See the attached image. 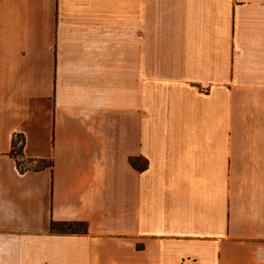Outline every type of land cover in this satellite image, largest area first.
<instances>
[{"label": "crops", "instance_id": "crops-1", "mask_svg": "<svg viewBox=\"0 0 264 264\" xmlns=\"http://www.w3.org/2000/svg\"><path fill=\"white\" fill-rule=\"evenodd\" d=\"M0 264H264V0H0Z\"/></svg>", "mask_w": 264, "mask_h": 264}, {"label": "trees", "instance_id": "trees-1", "mask_svg": "<svg viewBox=\"0 0 264 264\" xmlns=\"http://www.w3.org/2000/svg\"><path fill=\"white\" fill-rule=\"evenodd\" d=\"M24 148V137L21 134L16 135L12 138L11 142V151L9 156L15 160L16 166L19 172L22 174L24 171H27L28 168L22 169L19 163V158H22ZM22 161V159H21ZM45 167H50L49 163L44 161H36L35 166L32 169L40 170ZM50 230L52 233L61 234V235H86V226L82 222H61V223H52L50 225Z\"/></svg>", "mask_w": 264, "mask_h": 264}, {"label": "rangeland", "instance_id": "rangeland-1", "mask_svg": "<svg viewBox=\"0 0 264 264\" xmlns=\"http://www.w3.org/2000/svg\"><path fill=\"white\" fill-rule=\"evenodd\" d=\"M18 160H19V163H20V166H21L22 169L28 168V166L26 165L25 162L21 161L20 158ZM139 164L141 165L142 163H139Z\"/></svg>", "mask_w": 264, "mask_h": 264}]
</instances>
